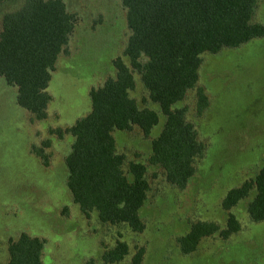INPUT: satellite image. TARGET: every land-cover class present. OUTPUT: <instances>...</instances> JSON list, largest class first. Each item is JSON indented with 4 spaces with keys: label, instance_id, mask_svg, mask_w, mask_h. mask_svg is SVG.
Listing matches in <instances>:
<instances>
[{
    "label": "rangeland",
    "instance_id": "1",
    "mask_svg": "<svg viewBox=\"0 0 264 264\" xmlns=\"http://www.w3.org/2000/svg\"><path fill=\"white\" fill-rule=\"evenodd\" d=\"M23 1L0 0V31L3 16ZM63 1L76 25L49 72L45 118L37 120L21 108L17 89L0 78V264L8 261V242L21 233L44 241L43 264H109L103 253L117 242L129 250L113 264H131L139 248L141 264H264V221H251L246 211L253 191L229 211L221 206L226 193L253 179L264 161V37L201 55L197 87L207 108L197 114L195 90L175 105L186 110V121L205 146L184 190L148 164L151 141L165 117L148 102L136 76L130 97L139 108L156 111L159 123L148 138L137 127L113 132L118 153L146 167L150 188L140 211L145 229L134 233L101 223L94 212L84 216L66 187L64 164L73 142L67 131L90 111V90L114 77L116 57L128 62L122 55L129 35L126 11L121 0ZM254 20L264 25V0H257ZM229 213L239 232L226 240L217 234L203 238L194 252H180L176 239L192 223L214 222L223 229Z\"/></svg>",
    "mask_w": 264,
    "mask_h": 264
},
{
    "label": "trees",
    "instance_id": "2",
    "mask_svg": "<svg viewBox=\"0 0 264 264\" xmlns=\"http://www.w3.org/2000/svg\"><path fill=\"white\" fill-rule=\"evenodd\" d=\"M121 4L129 32L122 55L128 62L121 57L113 60L114 77L90 90V111L67 131L73 142L64 159L66 187L84 216L94 212L103 224L141 233L145 224L140 211L150 188L146 167L127 162L113 137L115 131L137 127L148 138L159 123L156 111L139 108L130 97L136 76L148 102L157 104L165 117L161 132L151 141L148 164L160 168L168 184L184 190L205 146L186 121V110L175 105L195 90L197 114H202L208 100L197 87L201 55L262 38L264 25L254 20L257 0H121ZM75 25L76 18L63 0H24L19 9L2 18L0 78L17 89V104L37 120L45 118L49 72ZM252 191L247 214L253 222L264 221V161L253 179L226 193L222 208L231 210ZM240 229L229 213L225 228L197 221L176 243L187 255L203 238L217 234L226 240ZM43 248L42 239L21 233L8 242L6 264H43ZM128 250V245L117 242L103 253V261L119 263ZM143 256L144 250L139 248L131 264H141Z\"/></svg>",
    "mask_w": 264,
    "mask_h": 264
}]
</instances>
